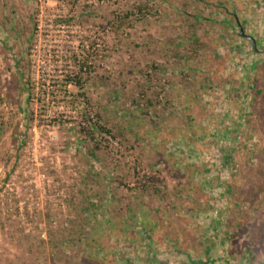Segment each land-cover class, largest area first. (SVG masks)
Here are the masks:
<instances>
[{"label":"rangeland","instance_id":"374dc122","mask_svg":"<svg viewBox=\"0 0 264 264\" xmlns=\"http://www.w3.org/2000/svg\"><path fill=\"white\" fill-rule=\"evenodd\" d=\"M225 3L0 0V264H264V0L227 75Z\"/></svg>","mask_w":264,"mask_h":264},{"label":"crops","instance_id":"0c3cea01","mask_svg":"<svg viewBox=\"0 0 264 264\" xmlns=\"http://www.w3.org/2000/svg\"><path fill=\"white\" fill-rule=\"evenodd\" d=\"M216 1H223V0H216ZM230 0H225V2L227 3V2H229ZM240 1H243V0H231V5H238V6H240L241 4H240ZM244 1H246V5L248 6V1H250V5H252V6H250V9H249V11H247V10H245L244 12H241V9H234V7L233 8H231V10H235V13L233 12H231L232 13V17H233V22H235L236 24V26H237V30H238V36L240 37V38H242L241 39V41H240V43H235V42H233L232 44H236V49H238V52H239V57H230L232 54L231 53H229L228 52V49H229V47L226 45V47H225V51H224V55H225V57H224V59H223V61H222V63H221V66H220V68L219 67H214L215 68V71H216V74H218V73H223L224 74V70H226V69H228V70H226V72H225V74L226 73H228V72H232L230 69H231V67H230V65H240V63H242V64H247V62H250V68L248 69V71H250V69L252 68L253 69V67H255V65H256V62L254 61V58L249 54L250 52H248V51H250L249 49H248V46H247V43H245V45H240L241 43H243V37L239 34V26H241V28H242V25L241 24H243V22H245L246 20H248V18L250 17V16H252V18H256L257 16H256V11H255V9H256V5H255V3H256V1H259V0H244ZM236 2V3H235ZM225 3V4H226ZM228 4V3H227ZM215 8H216V10L217 11H219V13H224V14H228L229 12H227V10H228V7H227V5H223V3H219L218 2V4H215ZM221 11H223V12H221ZM247 15V16H246ZM264 17L261 19V22L262 23H260V24H263L264 25ZM226 22H227V24H229V22L230 21H227L226 20ZM233 24V23H232ZM260 24L258 25V24H255V23H249V25H250V27H253V25L255 26V25H257V27L258 28H260L261 26H260ZM243 29V28H242ZM254 29H255V27H254ZM243 32H245L244 31V29H243ZM245 34V33H244ZM256 40V39H255ZM245 42V41H244ZM239 44V45H238ZM252 49V48H251ZM253 51H254V49H252ZM251 50V51H252ZM227 54H230V55H227ZM256 60V59H255ZM249 64V63H248ZM169 66H167V67H164V68H168ZM196 66H193V68L192 69H194ZM249 67V66H248ZM157 68H158V65H157ZM203 68V67H202ZM203 69H205V67L203 68ZM251 69V70H252ZM230 70V71H229ZM236 70H238V72L241 74V73H243L242 71H239V69H236ZM166 71V70H165ZM195 71V70H194ZM175 73V72H174ZM199 75H197L196 73L194 74V76L196 77V78H198V79H204V77H202L201 75H202V73L201 72H197ZM180 75V77L179 78H175V79H178V80H181L180 81V83H178V85H176V87L180 90V92L182 93V94H184L185 93V86H186V84H188V83H190V82H186V78L188 79L187 81H189L190 79V67H186V66H184V68H183V71H179V73H178V76ZM227 75V74H226ZM247 78V77H246ZM197 79V80H198ZM239 79H242V78H239ZM174 81V80H173ZM176 82V81H175ZM177 83V82H176ZM198 87H199V83H198ZM198 87H196V88H198ZM184 88V89H183ZM197 92H198V90H197ZM211 157H213V155L212 154H210L209 153V155H207L206 154V158H211ZM143 216V215H142ZM141 215H140V217H137V215H136V217H137V225H140L141 226V224H144V222H145V220L143 221V217H142ZM127 218V217H126ZM119 219V218H118ZM141 221V222H139V221ZM133 221H132V219H129L128 220V223H132ZM161 223V221L159 222V224ZM154 224V223H153ZM164 227V226H163ZM162 227V225H159L158 227H156L155 228V230H154V233H157V235L160 233V231H162V233L164 232V230L162 229L161 230V228H163ZM141 229L143 228L144 229V227H140ZM153 228H151L150 230H152ZM150 230H149V235L151 236V233H150ZM128 231H130L131 232V227H130V229L128 230ZM120 232L122 233L121 235H122V239H123V241H125V243H127V244H129L130 245V249H129V251L128 252H126V253H124V256H125V259H124V263L126 262V261H128L129 260V258L127 259V257H129L130 256V253L132 254V253H134V257H136V254H139L140 253V255H139V258L140 259H142L143 258V256L144 255H142L141 253L143 252V246H142V243L141 242H134L133 240H132V238H130L126 233H124L122 230H120ZM132 233V232H131ZM123 234H125L124 236H123ZM120 235V236H121ZM174 239H176V238H174ZM130 241H132V242H130ZM140 241V240H139ZM153 241H154V243L156 244V246H157V248H159L158 247V244H157V242L155 241V239H153ZM134 242V243H133ZM149 245H147L146 247L148 248V246H151V248H152V243L149 241ZM164 243V242H163ZM160 245V244H159ZM155 246V247H156ZM153 248V251L151 250V255H158V252H157V248ZM161 249H163V247L161 248ZM147 252V251H146ZM149 256V254L147 253V257ZM145 257V256H144ZM127 259V260H126ZM136 259V258H135ZM139 259V260H140ZM145 259V261H147V259H146V257L144 258ZM151 259H153V256L151 257ZM156 263H158L157 261H155ZM164 264H167V262H166V260H165V262H164Z\"/></svg>","mask_w":264,"mask_h":264},{"label":"flooded vegetation","instance_id":"af4514ba","mask_svg":"<svg viewBox=\"0 0 264 264\" xmlns=\"http://www.w3.org/2000/svg\"><path fill=\"white\" fill-rule=\"evenodd\" d=\"M241 27V26H240ZM243 30V29H242ZM251 38L253 39V42L251 41ZM243 39L244 40H246V42H248L249 43V45L251 46V48L252 49H254V51H256L257 50V48H256V46H255V39L253 38V37H251L250 35H248V34H245V37H243ZM5 46L9 49L10 48V46H9V44H5ZM5 47V48H6ZM10 51H11V48H10ZM15 64H16V62H15ZM251 66H249L248 67V69L250 68ZM247 73H248V71H246V70H243V76H244V78H245V75L247 76ZM189 153V152H188ZM221 176H222V170H221V172H220V174H219V172H218V179L217 180H219L220 178H221ZM201 260H204V259H201ZM189 261V262H188ZM203 264L202 263V261H200V260H193V259H187V261L186 262H183V263H178V264Z\"/></svg>","mask_w":264,"mask_h":264},{"label":"trees","instance_id":"16d2710c","mask_svg":"<svg viewBox=\"0 0 264 264\" xmlns=\"http://www.w3.org/2000/svg\"><path fill=\"white\" fill-rule=\"evenodd\" d=\"M86 118V117H85ZM87 119V118H86ZM88 122V121H87ZM89 133H88V136H90V139L91 140H94V134L95 132H97V134H99V136L102 137V135L104 133H107L109 134V130L104 128L102 125L98 124V123H93L90 127H89Z\"/></svg>","mask_w":264,"mask_h":264},{"label":"water","instance_id":"95a60500","mask_svg":"<svg viewBox=\"0 0 264 264\" xmlns=\"http://www.w3.org/2000/svg\"><path fill=\"white\" fill-rule=\"evenodd\" d=\"M239 34L242 36V37H245V34L242 30V28L239 26ZM251 41L253 42V39L251 38Z\"/></svg>","mask_w":264,"mask_h":264}]
</instances>
